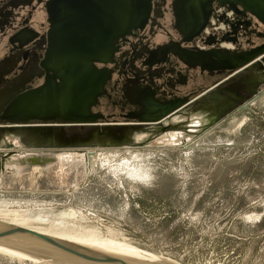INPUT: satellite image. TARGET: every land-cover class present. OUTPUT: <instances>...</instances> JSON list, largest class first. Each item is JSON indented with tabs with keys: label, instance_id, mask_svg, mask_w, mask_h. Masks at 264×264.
I'll list each match as a JSON object with an SVG mask.
<instances>
[{
	"label": "rangeland",
	"instance_id": "rangeland-1",
	"mask_svg": "<svg viewBox=\"0 0 264 264\" xmlns=\"http://www.w3.org/2000/svg\"><path fill=\"white\" fill-rule=\"evenodd\" d=\"M235 76L191 82L207 90L160 133L144 125L126 137L92 139V127H64L78 146L51 147L34 134L3 132L0 222L173 264H264V84L212 127L193 128L232 102L224 86L247 91ZM209 94L224 99L203 100ZM90 153L97 159L87 163ZM33 157L51 160L31 164ZM24 257L0 249V264H37Z\"/></svg>",
	"mask_w": 264,
	"mask_h": 264
},
{
	"label": "water",
	"instance_id": "water-1",
	"mask_svg": "<svg viewBox=\"0 0 264 264\" xmlns=\"http://www.w3.org/2000/svg\"><path fill=\"white\" fill-rule=\"evenodd\" d=\"M212 1L177 0L175 2L176 28L186 41L190 42L198 37L209 25ZM218 2L223 6H227L226 3H228L229 7L235 11H238L237 5L241 6L264 26V0H219ZM73 5L74 2L69 1L62 7V11L72 8L73 11H86L88 16L80 21L62 19L52 23L48 34L46 55L41 64L44 69L43 84L38 87L29 85L34 77L31 71H24L14 79L8 80L6 76L10 71L9 64L8 62L0 63V134L3 132L13 134L20 130L30 135H37L39 139H46L52 145L51 147L66 145L67 140L68 145L74 147L78 146L76 143L80 139H77L76 134L66 138L62 128L79 127L88 130V127H92L89 130V138L94 139L97 136L101 139L108 136L112 140L119 136L126 137L132 131L142 130L144 125H159L155 127L158 133L170 130L162 123L191 100L172 105H159L150 99L148 92H140L136 87L130 89L127 86L124 87L126 90L123 93L135 106V116L124 121L129 125L95 127L121 122L100 119L101 116L93 112L104 96L112 74L110 69L99 68L98 65L106 66L115 63L118 39L125 40L133 30L143 26L145 21L143 1L86 0V5L82 3L80 9ZM206 45L211 43L207 41ZM176 50L174 55L179 61L187 65L199 66L209 72L228 71L224 78L239 74L238 80L248 86L247 91L235 87L238 92L245 91L248 94H232L234 96L232 102L225 108H217V114L200 122L198 131L203 132L218 123L245 99L253 95L259 84L264 83V74L261 71L264 69V43L241 52H229L224 49L197 50L196 52L179 48ZM252 70L256 73L251 72ZM131 95L140 96V99L136 98L137 101H135ZM220 95H225L226 98V94ZM220 95L209 94L208 98L203 100L218 103L219 98L224 99ZM85 141H88V136ZM114 145L117 144H112ZM2 157L0 153V172L4 166ZM48 160L51 159L48 157L28 159L31 164L44 163ZM15 237L39 241L44 245L39 248L24 243L16 245L17 249L26 255L40 260L39 264H129L112 256L85 250L77 244L35 234L25 228L0 225V238ZM53 252L68 256L67 258L72 262L56 261ZM75 258L78 260H73Z\"/></svg>",
	"mask_w": 264,
	"mask_h": 264
},
{
	"label": "flooded vegetation",
	"instance_id": "flooded-vegetation-1",
	"mask_svg": "<svg viewBox=\"0 0 264 264\" xmlns=\"http://www.w3.org/2000/svg\"><path fill=\"white\" fill-rule=\"evenodd\" d=\"M69 1H73V6L79 9L82 3L86 5V0H0V63L9 64L6 79L31 71L34 77L29 85L38 87L43 84L44 69L41 64L46 55L52 23L62 19L80 21L88 16L86 11H73L72 8L62 11ZM141 1L145 13L143 26L133 30L125 40L118 39L115 63L98 65L112 71L106 92L93 110L101 116L100 119L127 121L135 116V106L123 93L125 86L148 92L150 99L159 105H172L191 100L206 89L204 84L188 87L191 82L210 77L212 84H218L228 73L209 72L199 66L187 65L174 55L177 48L189 52L211 49L241 52L264 43V26L241 6L237 5L238 11H235L228 3L223 6L219 0H213L209 25L189 42L176 28L174 4L177 0ZM207 41L211 45H206ZM231 78L233 76L228 79ZM224 88L234 95L246 94L245 91L236 92L229 85ZM131 97L135 101L140 99L136 95ZM229 97L234 99V96Z\"/></svg>",
	"mask_w": 264,
	"mask_h": 264
},
{
	"label": "bare ground",
	"instance_id": "bare-ground-1",
	"mask_svg": "<svg viewBox=\"0 0 264 264\" xmlns=\"http://www.w3.org/2000/svg\"><path fill=\"white\" fill-rule=\"evenodd\" d=\"M161 1V0H160ZM163 1V0H162ZM164 3V2H163ZM164 5V4H163ZM156 8V7H155ZM155 13V12H154ZM157 13V12H156ZM160 13V12H159ZM156 16V15H155ZM158 17H161V16H158ZM155 20V19H153ZM152 23V22H151ZM151 26V25H150ZM160 27V26H159ZM151 30V29H150ZM155 33V32H154ZM46 43V42H45ZM143 52V51H142ZM139 54V53H138ZM138 58V57H137ZM28 65V64H27ZM136 69V68H135ZM13 71V70H12ZM149 72V71H148ZM170 72V71H169ZM17 74V73H16ZM150 74V73H149ZM155 74V73H153ZM17 76V75H16ZM173 78V77H172ZM173 82V81H172ZM134 86V85H133ZM139 89V88H138ZM129 105V104H128ZM246 105V104H245ZM113 110V109H112ZM126 120V119H125ZM194 122V121H193ZM198 126H200V122L199 120H197L194 125H193V128H198ZM191 132V130L189 131ZM193 132V131H192ZM180 136H184L183 134H180ZM175 137V136H174ZM190 137V136H189ZM186 138V137H185ZM179 139V138H178ZM184 140V139H183ZM188 140V139H187ZM186 143V142H185ZM1 151V150H0ZM97 159V156L95 153H90L88 154L86 160H87V163H91L93 160ZM10 225V226H14L13 224H7V223H4V222H0V225ZM17 227V226H15ZM33 233L35 234H38V235H43V236H48V235H44V234H41V233H38V232H35L33 231ZM49 237H53V236H49ZM53 238H56L60 241H63V242H66V243H71V244H77V245H80L82 246L85 250H89V251H95L97 253H100V254H103V255H108V256H112L114 257L115 259L117 260H120V261H123V262H127L129 264H173L171 262H168L167 260H165V258H161V257H157V256H153V255H150V254H144V253H141V254H135V255H131V254H123V253H119V252H114V251H111V250H107V249H104V248H101V247H97V246H88V241H84V240H81L83 242H79V241H72V240H65L64 237L62 238H57V237H53ZM86 237H84L85 239ZM66 239H74V238H68L66 237ZM78 239V238H76ZM15 243V244H14ZM29 244V245H32L34 248L35 247H43L44 245L41 244L39 241H34V240H30V239H27V238H0V249L2 250H5L6 252L9 251V253H11L12 255H23V256H27V258H23L22 260H29L31 261L32 263H39L40 260H35V259H31V257H29L28 255H26L25 253H23L21 250L17 249V246L16 245H20V244ZM106 245H112V243H106ZM54 253V252H53ZM132 254L134 253H137L136 251H132L131 252ZM53 255L54 258L56 259V261H61V262H64V263H69V262H72L69 260V258H67L68 256H62V254H57V253H54ZM29 257V258H28ZM21 260V259H20ZM73 260H78L77 258L73 259ZM43 262V261H41Z\"/></svg>",
	"mask_w": 264,
	"mask_h": 264
}]
</instances>
